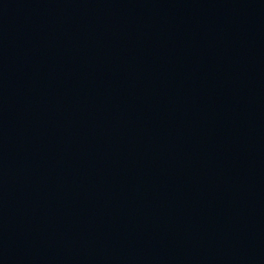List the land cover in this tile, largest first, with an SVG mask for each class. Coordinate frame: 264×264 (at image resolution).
Segmentation results:
<instances>
[{
	"label": "water",
	"instance_id": "obj_1",
	"mask_svg": "<svg viewBox=\"0 0 264 264\" xmlns=\"http://www.w3.org/2000/svg\"><path fill=\"white\" fill-rule=\"evenodd\" d=\"M0 264H264V0H0Z\"/></svg>",
	"mask_w": 264,
	"mask_h": 264
}]
</instances>
